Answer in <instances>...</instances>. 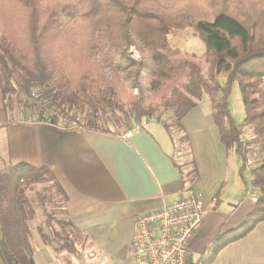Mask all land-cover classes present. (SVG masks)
<instances>
[{
    "label": "trees",
    "instance_id": "16d2710c",
    "mask_svg": "<svg viewBox=\"0 0 264 264\" xmlns=\"http://www.w3.org/2000/svg\"><path fill=\"white\" fill-rule=\"evenodd\" d=\"M185 28L200 36L202 55L171 48L170 32ZM263 80L264 0H0V111L18 94L51 124L110 132V121L123 133L153 120L169 133L183 131V118L206 95L220 142L241 158V174L246 156L261 150L250 169L259 194L254 210L212 240L203 264L264 220ZM233 82L245 115L237 126L227 102ZM47 172L23 164L0 172L4 264H35L28 222L51 201Z\"/></svg>",
    "mask_w": 264,
    "mask_h": 264
},
{
    "label": "crops",
    "instance_id": "0c3cea01",
    "mask_svg": "<svg viewBox=\"0 0 264 264\" xmlns=\"http://www.w3.org/2000/svg\"><path fill=\"white\" fill-rule=\"evenodd\" d=\"M200 102L182 120L181 133L192 147L186 156L176 153L154 121L119 134L15 121L0 111V172L21 164L48 171L43 186L51 201L28 222L34 263L116 264L129 254L139 216L192 192L216 200L187 249L188 263L204 262L212 240L239 227L259 194L241 174V159L231 162L235 151L222 145L211 111L203 113ZM195 137L203 153L199 158ZM86 248L95 254L84 256ZM206 264H264V220Z\"/></svg>",
    "mask_w": 264,
    "mask_h": 264
},
{
    "label": "built area",
    "instance_id": "2783aa9c",
    "mask_svg": "<svg viewBox=\"0 0 264 264\" xmlns=\"http://www.w3.org/2000/svg\"><path fill=\"white\" fill-rule=\"evenodd\" d=\"M129 136L127 133L123 137ZM262 155L259 148H254L246 156L245 167L251 169ZM215 206L214 198L206 200L201 193L192 192L142 214L136 220L135 237L128 256L116 264H190L189 241Z\"/></svg>",
    "mask_w": 264,
    "mask_h": 264
},
{
    "label": "rangeland",
    "instance_id": "374dc122",
    "mask_svg": "<svg viewBox=\"0 0 264 264\" xmlns=\"http://www.w3.org/2000/svg\"><path fill=\"white\" fill-rule=\"evenodd\" d=\"M164 7L171 8L173 6L166 5ZM175 7L176 6L174 5L173 8ZM164 9H167V8H164ZM168 42L171 48L173 49L184 50L189 53H194L198 56L202 55L205 52V47L200 39V36L192 28H185L181 30L171 31L168 36ZM131 52L136 59H140L143 57L141 54L136 53L134 49H131ZM263 83H264V80H263ZM8 98L9 99L3 105H4L5 110L9 113V117H11V119L15 121L18 120V121H26V122H42V120L39 119L40 118L39 114L41 111L40 107L38 106H36V108L32 107L31 101L24 100L18 94L17 95L12 94V96H9ZM227 102H228V106L230 110V116H231L232 123L236 126L240 125L243 122L245 115H244V109H243L237 82H233L232 85L230 86ZM2 107L3 106L0 103V108ZM200 108H201V111L207 115H210V111L212 113L211 103L209 101V98L206 95H203L201 99ZM43 116H47V114L44 113ZM168 116H169L168 114H165L161 117L160 120L164 121L168 118ZM58 123L65 124L62 121L61 122L58 121ZM113 126L114 125H112L110 121L108 124H106V127H108L109 130L120 134L121 132H116L120 129L114 128ZM168 135L170 137V140L173 141L172 145H174L173 149H176L175 150L176 153H179V155H182V156H186V152L188 149H189V152H191L192 147H190L188 143L186 145V141H187L186 137L182 135V133L178 131L176 128L170 129V132L168 133ZM192 145L194 147L193 150L195 152V155H197L198 158L203 156L199 141L197 140L196 137L194 138V141H192ZM240 159H241L240 156L236 152H234L231 162L233 164L234 163L239 164ZM187 166L189 167V165ZM249 171L250 169L246 168L243 173L244 178L246 179L247 183L249 182V173H250ZM26 193L31 196L33 194V191L27 190ZM75 239L76 238H74V240ZM87 248L83 251L84 256L86 255L87 257L91 254H95L93 249L91 248L87 249Z\"/></svg>",
    "mask_w": 264,
    "mask_h": 264
}]
</instances>
